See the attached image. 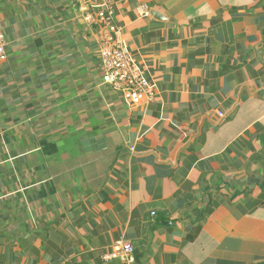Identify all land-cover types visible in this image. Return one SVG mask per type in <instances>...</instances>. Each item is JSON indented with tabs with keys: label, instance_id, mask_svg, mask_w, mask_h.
<instances>
[{
	"label": "crops",
	"instance_id": "1",
	"mask_svg": "<svg viewBox=\"0 0 264 264\" xmlns=\"http://www.w3.org/2000/svg\"><path fill=\"white\" fill-rule=\"evenodd\" d=\"M112 2L142 105L97 8L0 0V264H264V0Z\"/></svg>",
	"mask_w": 264,
	"mask_h": 264
},
{
	"label": "built area",
	"instance_id": "2",
	"mask_svg": "<svg viewBox=\"0 0 264 264\" xmlns=\"http://www.w3.org/2000/svg\"><path fill=\"white\" fill-rule=\"evenodd\" d=\"M86 9L91 6L97 8L96 14H86L83 19L89 25L102 26L100 39V57L103 64V83L111 86L115 91L122 92L126 99L135 105L152 101L151 87L141 73L132 56L115 37L118 33L113 22L114 4L112 0H85ZM146 15L149 13L146 11ZM7 42L1 29L0 19V62L6 59ZM130 264L134 261V247L132 243L120 240L114 251L106 259H117Z\"/></svg>",
	"mask_w": 264,
	"mask_h": 264
}]
</instances>
